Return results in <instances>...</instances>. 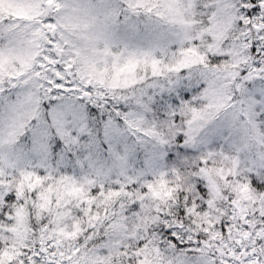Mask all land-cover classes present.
Masks as SVG:
<instances>
[{"label": "snow or ice", "instance_id": "6c2138e0", "mask_svg": "<svg viewBox=\"0 0 264 264\" xmlns=\"http://www.w3.org/2000/svg\"><path fill=\"white\" fill-rule=\"evenodd\" d=\"M0 264H264V0H0Z\"/></svg>", "mask_w": 264, "mask_h": 264}]
</instances>
